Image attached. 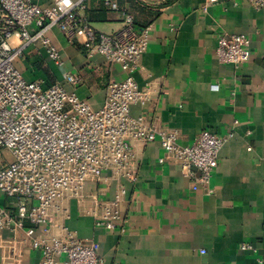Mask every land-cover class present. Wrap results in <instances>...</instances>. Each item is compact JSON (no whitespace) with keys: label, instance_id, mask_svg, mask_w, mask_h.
Here are the masks:
<instances>
[{"label":"crops","instance_id":"obj_1","mask_svg":"<svg viewBox=\"0 0 264 264\" xmlns=\"http://www.w3.org/2000/svg\"><path fill=\"white\" fill-rule=\"evenodd\" d=\"M50 6L54 0H32ZM128 7L136 27L151 25L149 42L133 76L140 87L150 85L147 107L134 104L131 115L147 114L178 131V142L188 145L202 130L230 136L222 146L218 166L206 188H192L193 178L180 164L159 159L158 141L137 144L134 182L106 176L89 182L86 190L110 199L125 189L120 213L124 231L104 230L68 202L67 227L78 238L99 244L103 264H264V7L245 1L177 0L156 12L115 0ZM87 1L91 24L103 32L121 26L122 12ZM242 33L249 38L250 59L239 65L221 62L216 54L218 35ZM59 49L63 70L80 75L73 87L62 70L42 50L30 49L21 59L27 80L59 82L95 109L105 98L110 80H121L119 65L103 56H87L56 27L49 32ZM247 242L252 248H243ZM39 251L24 255L23 264H36Z\"/></svg>","mask_w":264,"mask_h":264},{"label":"built area","instance_id":"obj_2","mask_svg":"<svg viewBox=\"0 0 264 264\" xmlns=\"http://www.w3.org/2000/svg\"><path fill=\"white\" fill-rule=\"evenodd\" d=\"M88 0H54L40 6L32 0H0V264H23L24 255L39 251L36 264H103L99 244L77 237L66 225L68 202L104 230L124 231L120 203L125 189L104 199L86 190L102 178L137 177V144L158 141L160 162L173 161L193 178L192 188L207 187L218 166L219 152L230 133L202 130L193 142H178V131L143 113L131 115L134 104L147 107L150 85L140 87L133 74L149 42L151 25L136 27L134 13L115 0L104 7L121 9V26L114 32L96 29L87 16ZM177 0H133V5L160 12ZM218 0H206L201 9ZM245 1L263 8L264 0ZM58 28L87 56L99 54L120 66L125 76L110 80L102 105L95 109L59 82L27 80L17 60L28 50H42L62 70L73 87L82 77L63 70L60 52L49 32ZM249 38L242 33L218 35L216 54L235 65L250 59ZM243 248H252L245 242Z\"/></svg>","mask_w":264,"mask_h":264},{"label":"rangeland","instance_id":"obj_3","mask_svg":"<svg viewBox=\"0 0 264 264\" xmlns=\"http://www.w3.org/2000/svg\"><path fill=\"white\" fill-rule=\"evenodd\" d=\"M21 59H22V58L18 59L17 62H16V63H17V66H18L20 69H22V63H20V62H21Z\"/></svg>","mask_w":264,"mask_h":264}]
</instances>
